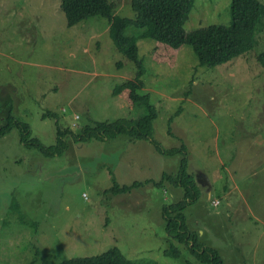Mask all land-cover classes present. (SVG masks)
I'll list each match as a JSON object with an SVG mask.
<instances>
[{
    "label": "rangeland",
    "instance_id": "1",
    "mask_svg": "<svg viewBox=\"0 0 264 264\" xmlns=\"http://www.w3.org/2000/svg\"><path fill=\"white\" fill-rule=\"evenodd\" d=\"M112 1L116 14L135 16L131 0ZM230 2L196 0L185 27L229 24ZM109 26L101 16L68 26L61 0H0V125L13 110L30 126L27 142L17 127L0 137V264H59L115 246L132 260L195 262L188 251L181 258L164 253L170 239L162 207L182 199L179 188L166 181L108 191L117 179L130 184L177 173L183 153L164 155L150 140L130 142L125 134L68 135L66 147L54 152L58 124L77 135L86 125L143 113L126 89L114 93L137 70L114 45ZM257 40L215 67L199 65L190 45L138 41L141 93L158 110L152 137L166 149L186 146L188 171L202 187L185 210L187 221L224 264H264V68L256 59L264 31ZM35 139L51 149L43 151ZM14 200L30 223L10 207Z\"/></svg>",
    "mask_w": 264,
    "mask_h": 264
},
{
    "label": "trees",
    "instance_id": "2",
    "mask_svg": "<svg viewBox=\"0 0 264 264\" xmlns=\"http://www.w3.org/2000/svg\"><path fill=\"white\" fill-rule=\"evenodd\" d=\"M196 0H131V8L135 12L134 17L116 14L118 5L112 0H61V8L65 12L68 26H74L93 16L107 18L109 34L114 45L124 56L132 60L136 66V76L128 79L115 87L114 93L123 90L128 91V98L132 105L142 108L143 113L137 119H118L115 121L96 122L94 125H86L79 134H75L70 128L61 129L58 124V143L55 149L66 147L65 138L75 136L76 139H110L120 134L129 137L130 142L138 140H150L157 145V151L164 155L183 153L177 173L165 172L160 177L135 180L130 184H119L114 180L113 186L108 190L113 194L129 193L136 188L146 185L162 186L166 181L183 193L181 200L165 204L162 207V217L165 229L170 239V246L164 251L165 255L173 258H181L185 251L192 256L195 262L188 261L185 264H224L220 252L206 245L199 239V232L191 230L188 223V215L185 212L188 204L195 202L202 192L196 176L188 171V157L185 145L163 148L152 137L154 121L158 117V110L151 102L149 93H141L145 87L142 76L145 72L143 61L139 57L138 41L143 38H151L165 42L173 48H180L187 44L193 47L198 57L199 65L215 67L231 61L232 59L252 50L258 44L257 34L264 31V4L261 0H231L229 24H210L207 26L187 29L185 24L189 19ZM134 28L131 33L127 30ZM257 61L264 68V50L256 54ZM192 86V82H191ZM191 91H187L189 94ZM182 107L180 106L179 109ZM179 112V111H178ZM55 113L46 112L45 115ZM173 117L170 118L172 121ZM19 128L22 131L21 141L29 140L30 126L16 119L13 110L6 116V123L0 125V137L10 129ZM169 133L172 131L169 128ZM68 136V137H69ZM27 139V140H26ZM35 145L45 151L51 149L42 145L35 139ZM56 149L54 152L60 153ZM47 152V151H45ZM198 176V175H197ZM10 207L18 211L21 222H29L24 211H21L19 203L11 201ZM176 242L180 245H176ZM184 246L185 249H183ZM33 259L32 264H36ZM59 264H158L151 259L132 260L122 250L115 246L107 251L94 256H76L65 259Z\"/></svg>",
    "mask_w": 264,
    "mask_h": 264
},
{
    "label": "built area",
    "instance_id": "3",
    "mask_svg": "<svg viewBox=\"0 0 264 264\" xmlns=\"http://www.w3.org/2000/svg\"><path fill=\"white\" fill-rule=\"evenodd\" d=\"M78 117V116H77Z\"/></svg>",
    "mask_w": 264,
    "mask_h": 264
},
{
    "label": "clouds",
    "instance_id": "4",
    "mask_svg": "<svg viewBox=\"0 0 264 264\" xmlns=\"http://www.w3.org/2000/svg\"><path fill=\"white\" fill-rule=\"evenodd\" d=\"M79 117V116H78Z\"/></svg>",
    "mask_w": 264,
    "mask_h": 264
}]
</instances>
